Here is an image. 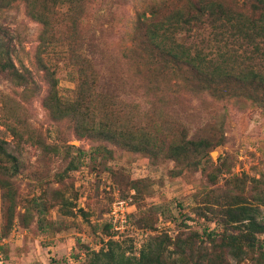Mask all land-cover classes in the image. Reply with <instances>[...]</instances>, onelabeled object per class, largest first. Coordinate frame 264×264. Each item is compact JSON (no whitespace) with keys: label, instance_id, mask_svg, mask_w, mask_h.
Listing matches in <instances>:
<instances>
[{"label":"rangeland","instance_id":"rangeland-1","mask_svg":"<svg viewBox=\"0 0 264 264\" xmlns=\"http://www.w3.org/2000/svg\"><path fill=\"white\" fill-rule=\"evenodd\" d=\"M198 1L0 0V35L9 36L13 61L24 76L17 83L9 73L0 74L4 264H93V254L110 241L137 257L138 245L158 235L173 241L189 237L196 250L211 252L209 234L220 241L240 232L225 222L232 197L254 208L264 224V88L222 77L203 86L200 76L149 47L146 25L140 24L154 7L164 16ZM216 1L252 13L250 0ZM221 32L205 24L178 39L209 59H231L237 71L262 65L263 56L249 59L253 49ZM81 71H88L93 98L110 99L111 123L158 133L166 147L183 138H207L216 147L201 163L195 154L180 163L88 137L81 123L58 120L47 107L55 96L75 102ZM88 104L94 106L93 99ZM2 149L16 159L17 172H5L14 162ZM6 191L8 205L16 206L10 229H5ZM118 199L135 209L131 230L115 240L107 215ZM259 241L264 249V234ZM224 258L238 264L227 253ZM242 264H263L260 251Z\"/></svg>","mask_w":264,"mask_h":264},{"label":"trees","instance_id":"trees-1","mask_svg":"<svg viewBox=\"0 0 264 264\" xmlns=\"http://www.w3.org/2000/svg\"><path fill=\"white\" fill-rule=\"evenodd\" d=\"M250 1L252 2L251 15L227 8L216 0H199L195 4L190 2L185 9L177 8L164 16H158L156 7H154L150 17L141 15L140 24L146 25L149 47L164 53L166 58L172 60L175 65L183 66L193 71L195 76H200L203 86L209 83L215 84V78L222 77L264 88V62H261L262 65H252L237 71L234 66H231L233 65L230 64L231 59L224 58L226 55H223V60L217 57L209 59L208 57L211 55H205L202 51L197 50V47L194 49L186 46V43L180 42L178 39L179 34L190 33L208 24L215 29L223 28L224 32L219 33L221 36L231 33L229 36H225L226 40L229 37L242 40L253 49L249 59L254 60L252 56L255 53L264 57V50L261 46L264 44V0ZM10 42L8 35H0V74L9 73L11 78L19 83L24 80V76L17 70L13 61ZM233 58H237L234 53ZM86 72H80L82 83L78 85L74 103L65 104L56 96L47 100L48 109L52 110L51 112L58 120L75 119L77 123H81L88 137L119 144L130 151L142 153L154 157V159L164 155L166 158L185 163L188 156L190 158L191 154H195L198 157L197 161L201 163L209 155L208 151L216 147L207 138L199 140L183 138L166 147L164 139L158 136V133H152L143 127L111 123L109 117L115 116L111 111H114L111 101L107 97L93 98V93L88 87ZM83 74H86V77ZM56 84L57 82L54 81V89ZM203 88L208 89L209 87ZM91 99H93L94 106L88 104V100ZM98 116H102V118L95 123V118ZM1 153L10 157L11 162H14L13 168L6 169L5 172H17L19 166L16 164V159L3 149ZM10 185L8 181L3 182V187L9 188ZM9 196V192L7 196V191L3 195L4 211H7L5 229H10L16 218L15 204L8 205L7 197L9 199ZM223 198L229 200V196ZM240 201L236 197H232L227 202L229 208L224 214L225 222L235 226L240 232L224 235L220 241L209 234L208 242L211 244V252L196 250L194 240L189 237L184 241L181 239L173 241L167 236L158 235L149 238L142 246L138 257L126 256V251L118 242L110 241L106 249H101L99 253L93 254V264H228L224 253L231 255V258L238 264H242L256 250L260 251L264 264L263 243H259V236L264 234V224L257 221L254 208ZM219 204L222 205L221 202ZM105 229L109 233V227L107 226ZM4 235L7 236V232ZM196 236L199 235L196 234ZM185 246L188 247V250L190 249L191 254L186 253ZM171 247L174 248L172 253L176 254V259L169 254ZM217 253L220 255L216 256Z\"/></svg>","mask_w":264,"mask_h":264},{"label":"built area","instance_id":"built-area-1","mask_svg":"<svg viewBox=\"0 0 264 264\" xmlns=\"http://www.w3.org/2000/svg\"><path fill=\"white\" fill-rule=\"evenodd\" d=\"M135 206L126 200H116L112 205L107 218L112 233V238L118 240L122 235L128 233L132 228L131 217ZM2 241H0V264H4V258L1 254ZM139 251L137 257L142 248V244H139Z\"/></svg>","mask_w":264,"mask_h":264},{"label":"water","instance_id":"water-1","mask_svg":"<svg viewBox=\"0 0 264 264\" xmlns=\"http://www.w3.org/2000/svg\"><path fill=\"white\" fill-rule=\"evenodd\" d=\"M216 154H217V152H214V153L212 154V156L215 158V157H216Z\"/></svg>","mask_w":264,"mask_h":264}]
</instances>
